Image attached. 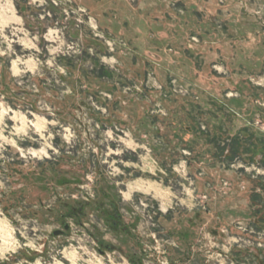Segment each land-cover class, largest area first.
Here are the masks:
<instances>
[{
  "label": "rangeland",
  "instance_id": "1",
  "mask_svg": "<svg viewBox=\"0 0 264 264\" xmlns=\"http://www.w3.org/2000/svg\"><path fill=\"white\" fill-rule=\"evenodd\" d=\"M0 264H264V0H0Z\"/></svg>",
  "mask_w": 264,
  "mask_h": 264
},
{
  "label": "water",
  "instance_id": "2",
  "mask_svg": "<svg viewBox=\"0 0 264 264\" xmlns=\"http://www.w3.org/2000/svg\"><path fill=\"white\" fill-rule=\"evenodd\" d=\"M58 234H59V232L56 233V235H58Z\"/></svg>",
  "mask_w": 264,
  "mask_h": 264
}]
</instances>
